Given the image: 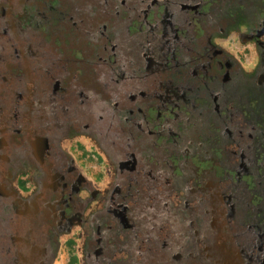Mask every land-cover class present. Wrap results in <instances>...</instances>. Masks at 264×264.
Listing matches in <instances>:
<instances>
[{
    "label": "flooded vegetation",
    "instance_id": "af4514ba",
    "mask_svg": "<svg viewBox=\"0 0 264 264\" xmlns=\"http://www.w3.org/2000/svg\"><path fill=\"white\" fill-rule=\"evenodd\" d=\"M13 1L0 0V264H55L64 241L78 249L69 262L161 264L152 261L153 252L159 250L144 248L145 240L153 242L159 230L156 224H150V219L143 223V211L153 212L163 198L162 188L170 187L168 176L177 165L172 163L173 159L187 160L185 167L191 168L192 177L209 183L208 193L212 195L205 204L191 202L187 197L179 209L170 204L165 208L173 232L178 231L175 234L182 241V254L174 262L264 264V232L260 231L264 226V206L252 208L251 221L240 224L234 217L247 210L239 208L238 202L247 195L246 187L233 190L232 181L227 185L224 181L220 188L213 186L210 178L205 181L206 169L199 177L200 171L192 163H210L216 149L221 148V154L225 150L231 152L229 146L237 143L246 156L242 164L258 174L264 184V0L150 1L138 12V18H146L145 14L155 7L163 10L162 17L152 16L145 33L131 31L126 35L133 42L137 39L143 48L152 41L149 30L156 31L155 37L160 39L166 29L163 24L169 19L176 35L172 39L177 44L171 48V38L164 36L168 47L163 50L168 53L161 55L166 58L161 61L153 55L159 47L162 49L164 41L159 47L152 44L150 51L138 50L137 59L144 64L137 67L131 87H124L130 76L126 69L137 65V60L135 63L130 59L129 64L128 58L118 52L114 55L117 65L123 63V71L118 75L116 67L110 68L106 83L98 79L96 84L80 85V79L89 80L87 72L74 82L67 73L59 72L54 65L63 52L58 50L53 56L40 48L45 42L44 36L39 35L44 27L43 16L51 11L39 0H24L21 6ZM58 1L60 9L56 14L53 11L54 17L62 19L76 0L66 8L64 3L68 0ZM125 2L130 4L131 0ZM179 4L186 6L187 22L174 13ZM87 11L82 13L84 17L89 15ZM74 14H80L79 10ZM123 19L119 22L110 17L91 24L88 36L100 41L106 38L105 33H118L121 27L137 21V11ZM93 20L94 14H90L85 22L90 24ZM17 22L23 29L39 26V22L41 27L29 30L28 36L6 35L10 31L6 24L14 26ZM109 29L112 31L108 32ZM235 30L240 31L242 43L255 45V58L253 62L246 60L247 66L223 46ZM48 58L52 61L46 65ZM48 68L53 74H46ZM193 90L195 95L190 94ZM189 106L194 108L197 118L214 126V133L200 136L193 132ZM177 109L179 112L175 113ZM168 114L188 119L181 126L174 125L172 120L161 123L159 119ZM30 116L36 119L31 117L35 121L31 130L34 122ZM184 137L183 142L174 144L173 140ZM83 138L92 140L113 166V177L101 189L82 177L69 149L64 147ZM207 140L219 141L215 152ZM258 156L262 157L259 161ZM231 157L219 156L216 166L230 162ZM157 164L164 169V176ZM13 181L30 182L38 187V193L18 196L14 204L10 191ZM179 183L175 188L184 190L186 181ZM161 184L165 186L157 189ZM224 186L230 190H224ZM29 197L30 203L24 202ZM216 202L219 204L215 205ZM188 203L195 205L183 212ZM226 212L234 217H227ZM191 222L197 224L190 226ZM238 225L241 233L237 244L225 248L215 243L223 235L229 236L218 230L228 227L236 234ZM249 244L255 248L250 249ZM200 250L204 252L198 255Z\"/></svg>",
    "mask_w": 264,
    "mask_h": 264
},
{
    "label": "rangeland",
    "instance_id": "374dc122",
    "mask_svg": "<svg viewBox=\"0 0 264 264\" xmlns=\"http://www.w3.org/2000/svg\"><path fill=\"white\" fill-rule=\"evenodd\" d=\"M31 2H38V0H29ZM96 1V2H94ZM150 1L153 0H131V3L128 4L125 2V0H68V2L64 3V7L70 6V2H75L73 5L70 6L69 12H66L65 14H62V19L57 16V18L54 17L57 13V10L60 9V4L58 0H39L41 4H45L47 6V9H49L51 12L46 13L44 18V27L39 31L40 36H44L45 42L43 43V46L40 47L41 51H45L46 53H50L48 55H53L52 53L61 50L63 53L59 57V61H55L54 67L57 68V70L61 73H67L68 76H71L72 81H76L80 76L83 75L84 71L88 74L86 75L87 78H89L88 81H86V78L80 79L78 84L83 85L85 84H92L94 82L95 84L98 83V79L100 83H106L109 81L110 74V68L116 67L118 75H121V72L123 71V63L121 65H117V58L114 55L120 54L121 57H127V62L130 64L132 61L130 59H133V62L137 65H130L128 69H126L129 72V80L124 81V87H131L134 85V82L132 80L135 77V74H137L138 69L137 67L143 66L144 63L142 61H139L137 59V51L143 50V51H150V47L152 44H156V47H159L162 42L163 45L162 49L159 47V50L157 52H154L153 56H157L158 60H163L166 58H162V54L165 55L168 53V50L164 51L163 49H166V47L172 46L174 44H177L176 41L172 38L176 37L174 36V32L172 31L170 25L172 21L169 19H166L163 26L166 28L165 34H162V37L156 38V31L149 30V37L152 41H148V43L143 45V48H140V45L136 41L133 42L132 38L126 35V32L129 34L131 31L137 32L140 31V33H145L147 31V26L152 22V16L158 17L159 15L162 17L163 10L161 8L155 7L153 9V12L149 11L145 14L147 16L146 18H138L139 11L146 7L147 4H149ZM177 2H180L182 0H176ZM175 1V2H176ZM16 6H21L22 3H24V0H14ZM137 2V4H136ZM176 2V4H178ZM124 3H126L124 5ZM94 4V5H93ZM90 7L91 10L87 11V8ZM120 8V9H119ZM152 8V6L150 7ZM149 8V9H150ZM186 6L183 4H179L178 9L174 13H178L181 15L185 22H187V9H185ZM44 9V8H43ZM76 10H79L80 14H74ZM203 10V9H202ZM43 11V10H42ZM46 10L44 9V12ZM54 11V12H53ZM68 11V8H67ZM88 12V14H94V20L89 21L90 24H87L86 19L89 17L82 14L83 12ZM137 11V21H131L128 26L121 27V30L118 31L116 34L111 33H105L104 40L97 41L96 39H93L90 35L88 36V31L92 30L91 24L95 25L96 23L104 22L106 18L115 17L119 19V22L124 20L123 18H130L132 17V14ZM204 11V10H203ZM61 12H64L61 9ZM151 12V13H150ZM60 15V14H58ZM74 16V19L72 17ZM54 18L52 21L51 19ZM66 19V20H64ZM42 23V24H43ZM85 26H83V24ZM39 26L34 24V27L38 29V27H41V23L39 22ZM6 28H9L10 31L6 32V35H9L11 37L16 36H28L29 30L32 28H22L20 25H18V22L14 26H9L6 24ZM3 27V24H2ZM5 28V29H6ZM242 31L246 32V28H240ZM111 32L112 29L108 30V32ZM143 31V32H142ZM94 32V31H93ZM93 32H89L93 33ZM233 33L230 34L231 38L227 44H224L223 46L225 49L231 54V56H236L237 58H240L242 60V63L244 66H247L246 60L249 62H253L255 58V45L253 42H250L249 44L242 43L239 39L240 31L235 30L232 31ZM38 34V33H37ZM93 36V35H92ZM164 36H169L171 38V43L166 44ZM163 39V40H162ZM106 41V42H105ZM121 42H124L125 44L122 45ZM57 48L55 49L52 44ZM67 52V53H66ZM165 53V54H164ZM58 54V53H57ZM55 54V55H57ZM94 55V56H93ZM150 55V54H149ZM167 55V54H166ZM93 56V57H92ZM108 56V57H107ZM161 57V58H160ZM47 59V58H46ZM52 59L48 58V60L45 62L46 65H48L49 62H51ZM71 64V69H70ZM159 64V63H158ZM67 68V69H66ZM55 69V68H53ZM70 79V77H69ZM137 83V81H136ZM137 86V84H136ZM190 94L195 95L196 91L193 90V92ZM34 98V95H31V99ZM36 102V101H35ZM199 103V102H198ZM190 110H188L189 115H192V118H189L190 123L193 124V132L196 134H200V136H204L203 134H211L215 132L214 126H211L208 124V121H203L200 118H197L194 112V108L192 106H189ZM178 109L175 113H178ZM186 112V111H183ZM184 119H188L187 116L183 117H177L172 116L170 114L162 117L159 119L161 123L163 120L170 121L172 120L174 125L181 126L184 122ZM31 120V119H30ZM159 120L157 121V124L159 123ZM33 125H30L29 129L31 130L32 126L35 125V121ZM225 125V124H223ZM159 126V125H158ZM244 135V134H242ZM183 139L173 140L174 144H178L180 142H183ZM78 141H73L71 143H67L66 145L70 149L71 156L74 158L76 165L80 168L83 178L91 180L95 186L99 189L102 188L104 184L108 182L114 175L113 166L110 161L107 160L105 155H100L99 153L103 154L102 151L97 147L96 144L90 139H77ZM233 141V140H232ZM224 142H227L225 139ZM207 144L212 146L213 150L214 147H219V141L213 140L208 141ZM234 145L229 146V150L231 152H228L227 150L224 151V153L221 154L222 149H216L212 151L215 152L214 160H211L212 162L202 164L195 162L192 160V163L194 164V168L198 172L199 177L202 176V173L205 170V181H207L208 178H210L211 182L213 183V186H218L220 188L225 182V185L228 184L229 181H232L234 184V189L237 190L239 187H246L247 189V195H245L242 198V201L238 200L239 202V208H247V210L241 211L240 215L237 213V217L229 215L227 212V217H234V220L239 222L240 224L243 221L250 222L251 219L249 217V212L252 210V208L255 210L259 206L260 208L264 206V184L260 182L258 178V174H254L252 171L246 168L245 165L242 164V161H246V156L243 154V151L239 149L237 146V143H233ZM182 151V150H181ZM180 151V152H181ZM175 154L178 155V150L175 149ZM220 154V155H219ZM223 155H231L232 160L226 163H220V165L216 166V163L219 161V156ZM261 156L257 157V161L261 160ZM249 159L253 160L251 155H249ZM262 160H264L262 158ZM172 163H176L177 165L173 167L172 173L170 174V177L168 176V179L170 180V187L167 189L162 188L160 195L163 196L162 200L159 199V202L156 204V207L153 212L147 213L146 211H143V223L150 219L151 225H157L158 226V232L156 236H154L153 242H150L149 240H145V250H148L150 247L152 250H159L158 252H153L154 258L153 262H158L161 264H183V262H174L179 261L178 258L181 256L182 251V241L179 237H177L178 231L173 232L171 225L170 218L165 216V208L170 204L172 207L174 205L179 209L182 205L183 200H188L193 202H207L208 200H211L212 195L208 193L211 192V189L209 187V183H202L198 181L197 179L193 178L190 169L185 167L187 164V160L185 161H176L172 160ZM232 165V168H230L229 165ZM239 164V166H237ZM256 164V163H255ZM261 163H259L260 166ZM158 168L157 170L161 172V176L165 175V171L162 168L161 165L157 164ZM190 167V164H189ZM193 168V169H194ZM194 169V170H195ZM108 174V177H107ZM153 176V174H151ZM146 179V178H145ZM150 179V178H149ZM185 180L186 181V187L184 190H181L179 188H175L177 184H180L179 182ZM204 181V180H203ZM168 184V183H167ZM161 186H165V184L157 185L156 188L159 189ZM204 188V190H203ZM228 190V186H224V190ZM230 190V189H229ZM160 191V190H159ZM235 196V195H234ZM188 197V198H187ZM240 197V196H238ZM248 198V200L246 199ZM213 200V198H212ZM263 202V204H261ZM219 203H215L217 205ZM195 203H188L184 204L185 209L183 212L190 211L192 209H188L186 207H192ZM223 210V209H222ZM145 217V219H144ZM226 217V218H227ZM256 216H253L255 219ZM174 219V218H172ZM264 219V216H263ZM169 220V221H168ZM196 220V218H195ZM212 221V220H211ZM141 225L143 224L140 218ZM179 222H177V226L174 225L176 228L179 227ZM197 223H190V226L196 225ZM207 224V223H206ZM206 224H201L205 226ZM228 226V225H226ZM225 227V226H224ZM238 232L235 234L234 231H232L230 228L225 227L222 230H218L219 233L222 234H228L229 236L223 235L221 239H218L215 241L216 244L220 245L221 247H227L230 244H237L239 241V234L241 233V226H236ZM239 228V229H238ZM263 229L264 232V226L260 228ZM162 231V233H161ZM225 231V233H224ZM252 231V230H251ZM179 242L178 245H176ZM166 243V244H165ZM163 244L165 246L163 247ZM163 247V248H162ZM248 247L250 249H254L255 246L249 244ZM263 248V246H262ZM204 250L198 251V255L203 254ZM65 255V252L64 254ZM177 257V258H176ZM58 263V262H57ZM222 264H225V262H221ZM59 264H80L79 262H59Z\"/></svg>",
    "mask_w": 264,
    "mask_h": 264
},
{
    "label": "crops",
    "instance_id": "0c3cea01",
    "mask_svg": "<svg viewBox=\"0 0 264 264\" xmlns=\"http://www.w3.org/2000/svg\"><path fill=\"white\" fill-rule=\"evenodd\" d=\"M53 69V68H52ZM30 70H31V68H30ZM32 71V70H31ZM46 71H47V75L48 74H50V73H52L53 74V70H51L50 68H48V69H46ZM52 76V78L54 79V76L53 75H51ZM50 77V76H49ZM50 80H51V77H50ZM49 80V81H50ZM47 84H48V82H46ZM29 85L31 86V84L29 83ZM33 118L34 120H36L35 119V117L34 116H30L29 117V119L30 118ZM32 118H31V120H32ZM37 118V117H36ZM64 147H67V149H69L68 148V146H64ZM63 149H65V148H63ZM66 151H68V150H66ZM69 151H70V149H69ZM46 153V150L44 151V154ZM71 154V153H70ZM100 155H104V154H101V153H99ZM37 155H38V152H37ZM69 155V154H68ZM107 177H108V174H107ZM108 182H109V178H108ZM37 189H38V187H36V185H34V184H32V183H25V182H22V183H17L16 181H13V185H12V187H11V190L10 191H12L13 192V195H14V201H13V203L14 204H16V201L18 200V199H16L15 200V198H17L18 196L19 197H23V196H27V195H34V194H36V193H38V191H37ZM18 197V198H19ZM30 197L27 199V200H24V202H26V203H30ZM20 200V199H19ZM78 250V249H77ZM76 250V247H72V246H70L69 244H67L65 241H64V244H63V246L61 247V249H60V253H59V256H58V259H57V261L55 262V264H59V262H69L70 261V259H71V257H72V255H74L75 254V252L77 251ZM64 252H65V255H63L64 254ZM79 258V257H78ZM58 262V263H57Z\"/></svg>",
    "mask_w": 264,
    "mask_h": 264
}]
</instances>
